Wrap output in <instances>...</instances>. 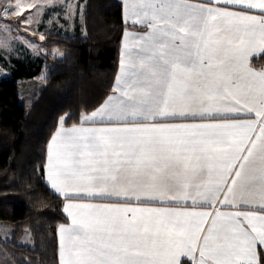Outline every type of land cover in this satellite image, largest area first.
I'll list each match as a JSON object with an SVG mask.
<instances>
[{"label": "snow or ice", "instance_id": "obj_1", "mask_svg": "<svg viewBox=\"0 0 264 264\" xmlns=\"http://www.w3.org/2000/svg\"><path fill=\"white\" fill-rule=\"evenodd\" d=\"M56 7L2 0L0 35ZM122 18L139 31L114 94L62 117L47 148V182L70 201L59 264H264V67L250 60L264 0H122ZM241 113L255 118L175 122Z\"/></svg>", "mask_w": 264, "mask_h": 264}, {"label": "trees", "instance_id": "obj_2", "mask_svg": "<svg viewBox=\"0 0 264 264\" xmlns=\"http://www.w3.org/2000/svg\"><path fill=\"white\" fill-rule=\"evenodd\" d=\"M80 2L86 5L83 23L73 26V34L45 32L41 44L48 52L13 58L11 77L0 80V222L13 229L11 242L2 245L15 264H59L57 230L68 217L63 199L45 179L48 142L62 117L64 125L79 124L82 113L105 100L118 70L127 26L122 2ZM52 48L63 51V57L51 53ZM251 65L264 67V52ZM44 70L43 83L33 89L27 108L18 81L38 77ZM25 232L30 244L19 242Z\"/></svg>", "mask_w": 264, "mask_h": 264}, {"label": "rangeland", "instance_id": "obj_3", "mask_svg": "<svg viewBox=\"0 0 264 264\" xmlns=\"http://www.w3.org/2000/svg\"><path fill=\"white\" fill-rule=\"evenodd\" d=\"M2 2V0H0ZM55 5H66L65 7H56L52 11H48L47 14L43 10L37 14L36 9L31 10L30 24L17 23L18 18L15 15L6 17V19L14 25L15 29L19 31H7L5 30L3 35H0V80L11 77L10 65H12V59L16 57H23L25 53L40 55L43 52H48L41 44V35L48 31H61L62 33L73 34V26L75 24L82 25L83 23V9L86 6L80 0H51V3H47L46 0H38V7L53 8ZM79 5V11L77 6ZM28 16V13H25ZM55 25V26H54ZM63 28L59 30V28ZM69 28V29H65ZM65 30H68L66 32ZM51 53L59 57H63V51L57 48H52ZM47 71L44 70L38 77L32 79L18 81L20 86L18 87L19 96H21L24 105L29 108L32 102L33 96H31L33 89L39 87L43 83V79L46 76ZM0 236L4 235L5 231L11 230L12 227L0 222ZM22 244H30V236L25 232L19 240ZM3 246V245H2Z\"/></svg>", "mask_w": 264, "mask_h": 264}, {"label": "crops", "instance_id": "obj_4", "mask_svg": "<svg viewBox=\"0 0 264 264\" xmlns=\"http://www.w3.org/2000/svg\"><path fill=\"white\" fill-rule=\"evenodd\" d=\"M122 2V0H120ZM192 2H200V0H192ZM223 6V5H221ZM254 12H256L258 14V10H254ZM124 23L127 25L122 33V39H121V48H120V59H119V65H118V70H117V74L115 75V77L117 78L118 75H119V72H120V67H121V60L123 58V52H124V42H125V39L127 38L126 37V33H136L139 31V26L137 25H133L127 18H124ZM263 52H257L256 54H253L250 58V60H252L253 58L255 57H258L262 54ZM252 66V65H251ZM254 67V66H252ZM256 68V67H254ZM259 69V68H257ZM116 78H114V83H115V80ZM114 83H113V88H114ZM112 88V89H113ZM110 94H114L113 93V90L111 91ZM106 99V98H105ZM101 105V104H100ZM99 105V106H100ZM98 106V107H99ZM98 107L96 109H98ZM94 109V110H96ZM86 114H91V112L89 113H86ZM248 119V118H255L254 115H245L243 113L241 114H216V117L215 119H211V118H200V117H196V118H189L187 120H177L175 122H186V123H201V122H224L225 119ZM60 126V125H59ZM59 126L57 127L56 131L58 130ZM72 125H64V127H70ZM87 126V125H86ZM55 131V132H56ZM54 132V134H55ZM53 134V135H54ZM52 135V136H53ZM51 136V137H52ZM51 137L49 139V142H48V145L50 144L51 142ZM48 148V146H47ZM46 164H47V158H46ZM45 179L47 180V168L45 166ZM47 182V181H46ZM48 184V182H47ZM49 185V184H48ZM50 187V185H49ZM51 188V187H50ZM52 190V189H51ZM52 192L55 193L54 190H52ZM58 196H60L62 199H63V204L64 206H62L64 209V207L67 205V203H69V199H66L63 195L59 194V193H56ZM70 199H71V202H101L99 200H90V198L84 196L83 194H80V196H76L75 194H71L70 195ZM190 204V202H189ZM217 207H220L219 205H217ZM197 210H204V209H197ZM207 210H212L211 208L207 209ZM222 210H232L230 208H224ZM240 210H247L244 206L241 207ZM64 212V211H63ZM65 216L68 217L67 213L64 212ZM67 222L66 223H63V224H60V225H67V224H70L71 223V218L68 217L67 218ZM59 225V226H60ZM59 226H58V229H59ZM57 235H58V252H59V231L57 230ZM58 259H59V253H58ZM0 264H15L13 259L11 258V256L7 253V251H5L4 247L2 246V243H0Z\"/></svg>", "mask_w": 264, "mask_h": 264}]
</instances>
